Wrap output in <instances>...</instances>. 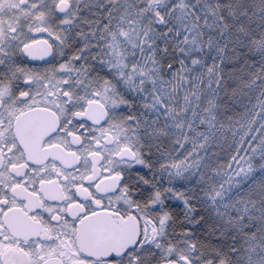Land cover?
<instances>
[{
    "label": "snow or ice",
    "instance_id": "snow-or-ice-1",
    "mask_svg": "<svg viewBox=\"0 0 264 264\" xmlns=\"http://www.w3.org/2000/svg\"><path fill=\"white\" fill-rule=\"evenodd\" d=\"M0 264H264V0H0Z\"/></svg>",
    "mask_w": 264,
    "mask_h": 264
}]
</instances>
